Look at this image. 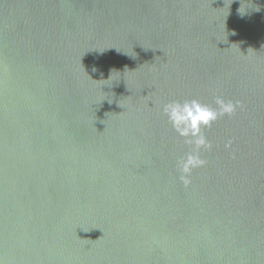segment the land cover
I'll return each mask as SVG.
<instances>
[{
  "label": "water",
  "instance_id": "water-1",
  "mask_svg": "<svg viewBox=\"0 0 264 264\" xmlns=\"http://www.w3.org/2000/svg\"><path fill=\"white\" fill-rule=\"evenodd\" d=\"M0 264H264V0H0Z\"/></svg>",
  "mask_w": 264,
  "mask_h": 264
},
{
  "label": "clouds",
  "instance_id": "clouds-1",
  "mask_svg": "<svg viewBox=\"0 0 264 264\" xmlns=\"http://www.w3.org/2000/svg\"><path fill=\"white\" fill-rule=\"evenodd\" d=\"M215 107L199 99L171 100L163 105V115L173 131L190 146L185 157L178 161L180 181L185 187L191 184L194 169L202 168L207 161L201 158L202 149H211V142L204 130L224 116H231L240 102L225 101L222 97L215 98ZM228 147V145H226Z\"/></svg>",
  "mask_w": 264,
  "mask_h": 264
}]
</instances>
